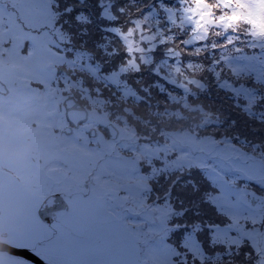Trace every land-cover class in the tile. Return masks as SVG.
Segmentation results:
<instances>
[{
  "label": "rangeland",
  "instance_id": "obj_1",
  "mask_svg": "<svg viewBox=\"0 0 264 264\" xmlns=\"http://www.w3.org/2000/svg\"><path fill=\"white\" fill-rule=\"evenodd\" d=\"M192 7L193 0H0V80L8 89L0 95V117L28 87L22 100L49 103L41 105L42 116L56 105L66 110L71 96L89 113L71 137L44 127L34 131L27 122L21 143L39 134L34 155L43 165L42 171L33 169L27 189L9 183L4 168L7 162L31 164L29 157L18 162L14 155L23 149L33 153L28 145L13 147L17 125L6 137L10 122L0 126V140L11 142L0 147V204H6L0 205L6 212L0 232L6 231L11 243L43 235V229L35 232L38 222L55 231L52 225L71 219L97 264H264V90L259 87L264 80L248 88L246 74L230 71L245 63L240 57L259 52L253 49L264 44V35L252 37L243 22L230 29L215 23L235 5L204 9L211 13L209 22L194 31L187 18ZM249 9L264 27V6L249 3ZM75 40L89 49L92 69L81 65L80 51L72 57ZM28 66H35L36 76ZM152 91L160 99L152 105L154 117L142 104ZM34 107L27 103L25 116H32ZM18 121L13 123L26 126ZM106 123L115 125L116 138ZM55 124L62 125V117ZM91 126H99L96 138L88 134ZM60 161L68 175L49 167ZM189 162L204 172L188 174ZM164 175L172 185L182 183L181 201L173 195L179 186L155 192ZM205 176L223 187L222 200L215 199L217 188ZM53 189L81 209L48 224L36 216L33 203ZM253 196L261 199L259 207L251 203ZM249 242L260 260L248 258ZM13 260L2 256L0 262Z\"/></svg>",
  "mask_w": 264,
  "mask_h": 264
},
{
  "label": "snow or ice",
  "instance_id": "obj_2",
  "mask_svg": "<svg viewBox=\"0 0 264 264\" xmlns=\"http://www.w3.org/2000/svg\"><path fill=\"white\" fill-rule=\"evenodd\" d=\"M249 3L264 6V0H218L214 5H210L208 0H193V7L188 9L191 15L187 18L196 25L195 31L203 28L204 25L209 22L206 17H210L211 13L210 11H204V9H211L213 7L219 8L221 5L225 8H230L232 5H235V9L228 13H222L216 19L215 23L223 24L225 29H230L243 22L249 26L250 34L264 35V27H261L259 24L258 14L256 18H253V13L249 9ZM245 9L248 10L245 11ZM72 11H75V9H72ZM257 48L259 49L258 53H256ZM236 51L239 52L241 50L237 48ZM253 52L256 54L239 58L245 61L241 67L230 69V71H235L238 76L247 75L249 82L246 87L248 88L264 80V44L256 45ZM221 74L222 73H217L218 76ZM257 77H259V79H257ZM261 103H264V96H261ZM193 170H198L201 173L204 172L202 167H198L196 163L189 162L187 173L190 174ZM181 175H183V173ZM205 179L209 181L210 185L217 188L218 195L215 199L222 200L225 195L223 187L217 185L216 182L208 176H205ZM205 202L211 203L212 201L206 200ZM213 207H216V205L213 204ZM183 214L186 215V213ZM261 223L264 224V221H261ZM184 227L187 228L188 225L185 224ZM220 227L223 226L221 225ZM41 229L44 230L43 235L22 239L18 244V247L25 250L21 252L23 256L36 260V256L32 255V253L37 252L43 256L45 264H97L96 261L88 258V249L78 238L79 233L73 220L68 219L62 223L52 225V229H55V231L49 229L47 225L38 222V227L35 229V232L39 233ZM214 230V228L209 229V231ZM174 231H180L179 227H176ZM196 243H199V229L197 231ZM181 247H184V245L181 244ZM199 247L201 250L203 249L202 244H200ZM232 247L234 248L235 245ZM241 247H243V245H241ZM248 247L252 249V253L249 254L248 258L251 259V256L255 255L256 260H260V252L257 248L254 247L251 242H249ZM188 255L191 256L192 253L189 252ZM0 264H3V262H0ZM12 264H19V262L13 260ZM253 264H255V261Z\"/></svg>",
  "mask_w": 264,
  "mask_h": 264
},
{
  "label": "flooded vegetation",
  "instance_id": "obj_3",
  "mask_svg": "<svg viewBox=\"0 0 264 264\" xmlns=\"http://www.w3.org/2000/svg\"><path fill=\"white\" fill-rule=\"evenodd\" d=\"M32 48H33V45L31 46V49ZM30 53H31L30 54L31 56L34 54L33 51H31ZM20 65L22 67H24L23 64H20ZM28 70H30L28 72H29V74L31 76H36V75H34V74L37 73V69L35 68V66H28ZM38 71H39V69H38ZM23 72L25 73L26 71H23ZM21 86H22V84H21ZM29 88H32V87L24 88L22 91H20L17 94V96H16L17 100L14 101V104L17 103L16 107H13L12 106L13 103H12L10 107H8V108L6 107L5 108L4 116L0 117V126L2 125L3 122H7V120L10 122L6 127H4V136L5 137L10 134L11 129H12L11 125H13V124L17 125V129H16L17 133H16V136L13 139V147L19 148L20 144L23 145V146H27L28 145L29 146V152L31 151L33 153V154H28L27 151L25 149H23L22 153L20 155H18V156L14 155L15 159H17L18 162L22 161L23 155H24V159H25L26 156L29 157V159L31 160V164L28 162V160L25 161L24 164H20V165H16V161H14L12 164L11 163L8 164V162L5 164V168L4 169H5V172H6V175H7L6 176L7 181L9 183L12 182V181L15 182L16 184L19 185L20 188H23V186H25L27 181L30 180L35 175V173L33 172V169L35 167L38 168L41 171H42V167H43L41 162H38V164H36L37 161H36V157L34 155V152H36L35 151L36 147L38 148V143L37 142L40 141V139L38 138L40 135L37 134V133L36 134L32 133V136L29 138L28 142H27V140H25L23 143H21L22 138H20V137H22L24 134H26V132L28 130V129L25 130V128H28L27 127V122H30V127L29 128L33 129L34 131H37L38 129L44 127V128H50L51 129V134H52V131H53L54 133H58L57 136H59V132H60L64 137H71V136L77 135L76 132H78L82 128L83 124H85L86 120L89 118V113L86 112L87 113V118H86L85 122L81 121L78 124V126H74L67 118L65 107L61 108L58 105H56L54 107L56 109L55 112H48L46 116H42V114L40 113V108H42L41 105H48L49 103H41V102L36 101V100H32V101H29V102L26 101V100H22V99H26V98L22 97L21 94L27 92ZM0 95L3 96V94H1V93H0ZM11 101L12 100H10L8 102V104L11 103ZM27 103L31 104L32 106H36V107H34V110L31 111L32 114H33L32 116H25L26 115L25 105ZM59 117H62V119H63V124H62L63 126L62 125L56 126V124L54 125V123L59 119ZM15 118H18L19 121L23 120L24 123L26 124V126L24 127V125H22L20 127V126H18L17 122L13 123V120ZM19 121H18V123H19ZM106 124H108V123H106ZM65 127H68L67 128L68 129L67 132L63 131V129ZM98 127L99 126H97V127L96 126H91L88 129V134H90V130L91 129H94L93 132H92V135H90L91 138H96L97 131H100V130H98ZM3 142H7V143L11 144V142H9V140H7V139L4 140L3 139V141L0 140V147H2ZM99 143H100L99 141H96V144L99 145ZM40 145L42 146L41 142H40ZM10 148H11V146H9V150H11ZM60 163H63V164H61V165L60 164L59 165H51L49 167L54 169V170L60 171L61 173L65 172V175H68L69 173L65 170L66 169V166H65L66 163L63 162V161H60ZM165 177L166 176L164 175L163 178H161V177L159 178L158 182H155L156 186H158L157 188L154 187L156 193L164 192L165 194H167L168 192H173V189H178V186H179V188L182 186V183H179V184H176V185H172L169 182H166L164 180ZM10 178L13 179V180H11ZM197 184H198V182H197ZM169 187H172L173 189L169 188ZM151 188H152V190L154 192L153 187H151ZM23 189H27V188L24 187ZM161 189H164V190L162 191ZM58 193H61V190L53 189L51 191H47L46 194H44L41 197L40 202L38 204L33 203L34 206L38 205L36 207V209H35L36 216L40 220L45 221L48 224H52V223H54L56 221H59V220H65L67 213H69V214H71L73 216L75 211H79V209H81L80 207H77L75 205V203L69 201L68 198H67L68 199L67 200L64 196H63L64 198L59 197ZM36 195L38 197H40L41 193H37ZM173 195H175V197L178 195V197L176 198V201H181V199L183 197L182 188H180L179 191L173 192ZM48 198H49V200L46 201V199H48ZM10 203H11V201H10ZM0 205L6 206V204H4V203L0 204ZM39 206H40V209H38ZM30 209H31V207H30ZM27 213L30 214L29 212H27ZM80 214L81 215H85L84 213H80ZM5 216H6V212H3V211L0 210V217H5ZM2 232L6 236L8 235V233L6 231H2ZM9 244L12 245V246L18 247V244H15V243L13 244V243L10 242ZM1 255L6 257V258H12V259H14L16 261H24V262L25 261H29L28 259L27 260L21 259L20 256H17V255H14V254H8V253L0 254V260H2V256Z\"/></svg>",
  "mask_w": 264,
  "mask_h": 264
},
{
  "label": "water",
  "instance_id": "obj_4",
  "mask_svg": "<svg viewBox=\"0 0 264 264\" xmlns=\"http://www.w3.org/2000/svg\"><path fill=\"white\" fill-rule=\"evenodd\" d=\"M8 91V89L5 86V83L0 80V93L2 94H6ZM67 104L70 102V105H67L66 108V114H67V118L68 120L74 125V126H78V124L81 121H85L87 118V113L82 109L81 105L76 101L75 98H73L72 96L69 97V99H67ZM82 112V113H80ZM68 127H65L63 129L64 132H67ZM107 129H108V133L110 134L111 138H116L118 135V130L117 128H115V125L112 123H108L107 124ZM94 129L90 130V134L92 135ZM48 199H46V201H48ZM261 200L259 198V196H253L251 197V203L254 204L255 206L260 205V201ZM18 249H21L20 247H16V246H12L10 244H5V251L3 253H8V254H14L17 256H23L21 252L17 251ZM32 255L36 256V260H32L29 257H27L28 260L32 261L35 264H45L44 258L42 255L38 254L37 252H33Z\"/></svg>",
  "mask_w": 264,
  "mask_h": 264
},
{
  "label": "trees",
  "instance_id": "obj_5",
  "mask_svg": "<svg viewBox=\"0 0 264 264\" xmlns=\"http://www.w3.org/2000/svg\"><path fill=\"white\" fill-rule=\"evenodd\" d=\"M135 11V10H134ZM251 36L252 37H255V34H251ZM88 41H90V40H88ZM75 42H77V47H75V45L74 46H72V47H69V49H71L72 50V57H74L75 55L73 54V51H74V49L76 48V49H78V51H80L81 53H83L84 54V56H83V60L80 62L81 63V65L84 67V68H88L89 67V69H92V67H91V65H90V58H89V56H88V54L86 53L87 52V50H89V49H85L86 47H85V44L82 42V43H78V41L77 40H75ZM75 42L73 41L72 42V44H75ZM89 43H91V41L89 42ZM67 48V47H66ZM90 50L92 51V48H90ZM66 51L67 52H69V50L68 49H66ZM71 53V52H70ZM87 62V63H86ZM100 70H103V73L105 72V70H106V66H105V69H100ZM259 87L262 89V90H264V84H259ZM81 93H83V92H80V94ZM77 98V97H76ZM150 99H149V101H144L142 104H144L145 106H143L144 108H149L150 109V112L148 111V113L152 116L153 114L151 113V111H152V105H153V103L154 102H156V101H158V99H159V95L156 93V92H153L152 91V95H151V97H149ZM160 100V99H159ZM15 101V100H14ZM147 103H150V104H147ZM149 105V106H148ZM151 105V106H150ZM148 106V107H147ZM148 110V109H147ZM216 112V111H215ZM152 117H154V116H152ZM155 118H156V116H155ZM156 121V120H155ZM160 119H157V124H159L160 125ZM167 175V177H169L170 175L171 176H173L172 174H166ZM197 182H199V181H196L195 182V184H197ZM195 195V197H194V199L193 200H196V198H197V194L196 193H192V195ZM201 200L203 201V198H201ZM216 227V226H215ZM232 264H240V261L238 262V261H234V262H232ZM247 264H248V262H247Z\"/></svg>",
  "mask_w": 264,
  "mask_h": 264
},
{
  "label": "clouds",
  "instance_id": "obj_6",
  "mask_svg": "<svg viewBox=\"0 0 264 264\" xmlns=\"http://www.w3.org/2000/svg\"><path fill=\"white\" fill-rule=\"evenodd\" d=\"M10 242L8 241L6 235L3 232H0V254H2L5 251V244H9ZM17 251L23 252L25 251L24 249H18ZM21 259L27 260V257L21 256ZM28 264H33L32 261H28Z\"/></svg>",
  "mask_w": 264,
  "mask_h": 264
},
{
  "label": "bare ground",
  "instance_id": "obj_7",
  "mask_svg": "<svg viewBox=\"0 0 264 264\" xmlns=\"http://www.w3.org/2000/svg\"><path fill=\"white\" fill-rule=\"evenodd\" d=\"M78 51V49H75L74 51H73V53H75V52H77ZM258 166H259V168L261 167V165L258 163ZM121 225V224H120ZM123 229V228H122ZM124 230V229H123ZM135 242H136V240H134Z\"/></svg>",
  "mask_w": 264,
  "mask_h": 264
}]
</instances>
